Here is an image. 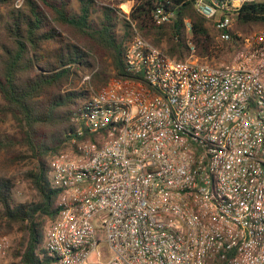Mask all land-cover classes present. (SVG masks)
Instances as JSON below:
<instances>
[{
  "label": "built area",
  "instance_id": "obj_1",
  "mask_svg": "<svg viewBox=\"0 0 264 264\" xmlns=\"http://www.w3.org/2000/svg\"><path fill=\"white\" fill-rule=\"evenodd\" d=\"M254 1L195 6L230 42ZM133 6H120L132 36L128 76L81 106L68 149L50 162L59 215L45 230L46 256L51 264H264V30L241 37L229 63L202 62L191 42L178 61L141 35ZM174 18L154 12L157 26ZM12 247L0 237V264Z\"/></svg>",
  "mask_w": 264,
  "mask_h": 264
},
{
  "label": "trees",
  "instance_id": "obj_2",
  "mask_svg": "<svg viewBox=\"0 0 264 264\" xmlns=\"http://www.w3.org/2000/svg\"><path fill=\"white\" fill-rule=\"evenodd\" d=\"M129 1L114 6L113 0H78L75 11L71 0H0V113L19 127L15 143L27 155H11V165L29 162L23 175L32 191L30 201L17 202L14 178L0 169V233L17 237L9 264H51L45 228L59 215V191L51 185L50 162L69 146L81 106L111 76H128L125 55L132 36L120 6ZM133 1L130 19L141 35L178 61L189 58L191 42L202 62L229 63L243 47L241 37L264 30V0L243 6L230 42L218 40L220 32L197 11L195 0ZM99 4L103 18L95 23ZM160 7L175 14L172 23L155 24ZM87 77L91 82L83 85ZM11 146L0 138V154Z\"/></svg>",
  "mask_w": 264,
  "mask_h": 264
},
{
  "label": "rangeland",
  "instance_id": "obj_3",
  "mask_svg": "<svg viewBox=\"0 0 264 264\" xmlns=\"http://www.w3.org/2000/svg\"><path fill=\"white\" fill-rule=\"evenodd\" d=\"M72 1V7L75 11H78L79 9V2L78 0H71ZM120 0H113L112 5H117L119 3ZM22 1L20 2L21 5ZM117 7V6H116ZM103 5L99 4L98 8H97V12L92 16V20L95 23H99V21L103 18ZM119 34H123V27L119 28ZM89 78V77H87ZM113 78V76H111V78L108 80L107 84L109 83V81ZM91 82V77H90V81H86L83 83V85H88ZM106 84V85H107ZM105 85V86H106ZM103 88V87H102ZM3 105V102L0 98V108ZM18 132H19V127L17 125V123L15 122V120L10 117V116H4L0 113V138H3V140L7 143V144H11L12 146L10 147V152H5L3 151L0 154V169L1 168H7L8 172L10 174L11 177L14 178L15 183H16V189H15V198L17 202H28L32 199V191L31 188L29 186V184L24 180V173H26V171L29 169V162L27 161H22V162H18L16 165H11V160L10 157L11 155H17V154H22L23 156L27 155L26 149L19 146L17 143H15L16 139L19 137L18 136ZM68 149V147H67ZM66 149V150H67ZM65 150V151H66ZM49 225V223H48ZM48 225L46 226V228L48 227ZM45 228V230H46ZM2 236H9L11 241H12V251L13 248L16 245V236L15 235H8V234H1L0 233V237ZM100 252L102 253L104 259H109L111 257V251L107 246H102L100 248ZM12 254V252H11ZM11 254L8 258V260L3 263V264H9L11 259Z\"/></svg>",
  "mask_w": 264,
  "mask_h": 264
}]
</instances>
